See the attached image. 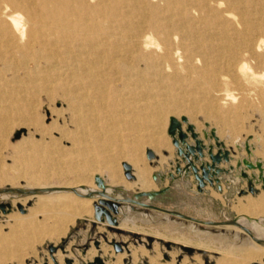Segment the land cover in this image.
I'll use <instances>...</instances> for the list:
<instances>
[{
    "label": "bare ground",
    "instance_id": "bare-ground-1",
    "mask_svg": "<svg viewBox=\"0 0 264 264\" xmlns=\"http://www.w3.org/2000/svg\"><path fill=\"white\" fill-rule=\"evenodd\" d=\"M0 83V94H5L0 101L7 103L0 107V148L6 146L4 125L11 113L19 116L17 130H27L11 156V167L27 181L21 186L11 181L12 188L4 190L0 182V198L6 199L8 189L33 193L29 198L13 199V204L25 206L34 200L29 213L10 215L14 223L6 234L0 232V246L16 244L38 231V213L51 221L52 231L59 232L75 217L90 214L92 205L96 216L113 223V215L120 212L117 227L135 229L133 208L140 215L149 210H138L135 196H124V189L138 187L148 196L156 190L150 179L152 169L140 148L148 145L146 152L160 155V166L166 162L162 150H170V145L162 126L168 119L166 134L172 141L178 129L173 125L179 119L175 112L184 109L185 99L204 100L209 106L220 100L234 103V91L220 88L232 83L260 99L259 111L264 116V0H0ZM6 83H17L14 97L6 95L10 89ZM41 94L46 100L41 108L47 114L37 111ZM53 101L61 107H52ZM48 119L49 124L45 123ZM117 127L132 138L124 141ZM54 131L58 138L53 137ZM34 133L39 139L33 138ZM195 138L192 146L183 140L172 144L183 160V165H176L179 177L188 176L191 155L196 157L193 147L202 145L201 137ZM65 139L71 144L68 148L61 145ZM181 144L185 145L182 151ZM127 145L129 150H125ZM1 158L0 154V177L5 174ZM121 162L136 177L134 183L123 178ZM100 166L106 171L105 178L95 173ZM210 170L212 178L218 172L217 164H211ZM80 172L94 178L97 186L83 176L59 186L42 182L51 174ZM233 208L239 215L222 223L171 211L165 215L197 223L200 230L207 225L231 232L242 242L215 247L222 253L216 264L262 263L264 216H257L264 215V196ZM176 238L187 237L180 233ZM184 239V246L193 241ZM222 239L220 234L206 242ZM193 244L201 246L198 241ZM101 249L109 257L106 264H122L125 253L113 254L105 246ZM130 252L133 264L148 255L143 246L131 247ZM88 253L93 258L97 252L91 249ZM156 259L152 256L150 264H156ZM195 259L202 264L199 255ZM180 263L186 264V257Z\"/></svg>",
    "mask_w": 264,
    "mask_h": 264
},
{
    "label": "rangeland",
    "instance_id": "rangeland-1",
    "mask_svg": "<svg viewBox=\"0 0 264 264\" xmlns=\"http://www.w3.org/2000/svg\"><path fill=\"white\" fill-rule=\"evenodd\" d=\"M0 84L1 92L3 83ZM6 84H9L8 88H12L11 90L8 89L9 93L6 95H13L15 90H17V83ZM220 88L234 91V94L237 95V101L228 103L220 100L209 106L206 101L203 102L204 100L191 101L190 99H185L186 108L184 107L183 110L178 109L175 112L179 118L177 122L180 131L185 134L183 141L190 146L194 145L188 130L189 125L192 132L198 138L201 137L202 141L200 149L193 151L196 157L191 155L194 169L190 168L187 170L188 176L179 177L176 173V165H183V160L178 159L177 153L180 151L178 149L175 150L166 134L169 124L168 119H166L162 126L163 135L168 138L170 145V150H162V155L166 157V162L160 166V155L155 152L153 154L150 150L146 152L148 145L144 144L140 148L141 152L143 151V158L152 169L150 179L153 183L152 186H155L157 191L152 190L153 194L148 196L146 191L140 190L138 187L124 189L121 185L117 186L124 189V196L128 198L135 196L136 206L139 207L137 208L138 210L145 209V207L149 210L147 215H140L139 212H134L133 208L132 214L133 217L135 216L133 226L135 229L117 227L122 218L120 212L113 215L116 218L113 223L109 222L103 215L96 216L93 213L92 205L90 214L75 217L64 231L63 229L61 230L63 234H60V230L59 232L57 230L52 231L51 227H49L51 221L45 220V216L38 213L36 216L38 231L28 234L24 237V240L16 244L9 243L5 248L0 246V264H106L109 257L108 255H103L101 246L110 248L113 254L125 253L122 264H133L130 249L131 247L139 246H143L148 255L142 256L136 264H150L149 259L152 256L155 259L157 258L156 264H181V260L185 257L186 264H199L195 259L198 255L202 264H216V260L222 253L214 249L215 247L220 248L222 244L223 246L241 245L242 242L233 238L231 232L223 233L218 228L207 225H205L203 230H200L198 229L200 225L197 223L185 221V219L168 214L165 215L166 211H171L188 218L211 219L214 222L222 223L228 219L234 220L239 215L238 210L234 209L233 206L240 207L246 203L247 199H257L261 195L264 196V116L259 111V106H261L262 102L255 95H250L245 90L238 88L236 84L229 83L225 86H220ZM13 89L14 91H12ZM3 94H0V96ZM44 103H46L45 96L41 94L39 95V104L37 106V111L40 114H47V111L41 108ZM3 105L5 106L7 103L0 101V107ZM51 106L59 108L61 103L53 101ZM217 110L218 112H216ZM237 110L239 115H236ZM187 115L190 117V121ZM182 116H186L188 120ZM8 119L7 126L4 125V130L6 129L4 139L7 147L3 148L4 146H2L0 148L1 167L5 173L4 176L0 177L3 190L4 187H10L8 184L11 181L12 183L20 184V186L27 181L21 177L18 170L11 167V156L15 153L16 146L18 147L23 138L27 136V130H17L20 123L18 122L20 120L17 114L11 113ZM49 121L51 120L48 119L45 123L49 124ZM58 121V125H61L62 122ZM223 122L229 124L233 129L229 125L223 126ZM191 124L195 125V128ZM0 128L2 129V127ZM227 128L232 129V133ZM116 133L118 136L121 135L124 141L132 138L131 133H127L122 127H117ZM52 134L55 138L59 137L56 131ZM38 135L34 133L33 138L39 139ZM174 137L179 140L177 133ZM61 145L65 148L71 146L66 139L61 141ZM129 149V145L125 146V150ZM184 149L185 145L181 144L180 150ZM224 151L227 156L225 159L218 158V160H215L210 157L211 155H219L220 152ZM112 152L116 158H119H117L118 161L121 160L122 156L118 154L116 149H113ZM244 161L252 164L258 162L260 168H248L245 166ZM213 163L217 164L218 172L213 174L212 180L208 182L204 177H207V174L211 171L207 167ZM126 167L128 166L123 165L122 162L120 163L122 176L127 182L131 181L130 183H134L136 177H132L129 173L131 169L129 171V168L127 169ZM203 170H205L204 177L202 176ZM95 173L102 178L106 177V171L101 166ZM196 175L202 178L203 185L201 188L197 187L198 180ZM82 176L86 178L88 183H94V186H97L95 179L88 177L85 172L64 174L62 176L51 174L44 178L42 182L59 186L64 181L84 179ZM236 176L238 177L237 180ZM248 183L255 188V191L250 192L247 190ZM4 193L7 195L6 199L0 198V232L2 234L9 232L14 223V219L10 217L11 214L22 216L29 213V208L34 207L33 199H29L25 206H21L19 203H12L13 199L22 200L29 198L33 193H16L8 189ZM112 193H115V190H112ZM263 216L258 215L257 217ZM262 222L264 224V219ZM170 223L172 225H168ZM127 225L132 226L130 222H127ZM180 233H183L187 238H176L180 236ZM220 234L223 237L221 242L215 240L210 241L211 244L206 242L208 237ZM182 239H192L193 241H190V245L184 246L181 242ZM197 241L198 245H201L200 247L193 244V242L196 243ZM208 244L211 245V248H209ZM184 247L190 248L191 252H187ZM91 249L97 252L93 258H90L88 253ZM249 264H264V261L262 263L252 262Z\"/></svg>",
    "mask_w": 264,
    "mask_h": 264
},
{
    "label": "water",
    "instance_id": "water-1",
    "mask_svg": "<svg viewBox=\"0 0 264 264\" xmlns=\"http://www.w3.org/2000/svg\"><path fill=\"white\" fill-rule=\"evenodd\" d=\"M173 125H176L177 126V130L175 131L177 134H178V139L179 140H184L183 138V136H185V134L183 133V132H181L180 131V128H179V124H178V122L177 121H173ZM188 130L190 131V134H191V136H192V138H195V134L192 132V130H191V127H190V125H189V127H188ZM184 134V135H183ZM196 139V138H195ZM179 140H177L174 136L172 137V144L173 145H177L178 144V141ZM195 145V144H194ZM190 147V146H189ZM200 147H201V145H197V146H194L193 148H194V150H198V149H200ZM210 157H212V158H214L215 160H218V158H226L227 156H226V153H225V151L224 152H220L219 153V155H215V156H210ZM214 164V163H213ZM244 164H245V166L246 167H248V168H253V167H257V168H260L259 167V163L258 162H255L254 164H252V163H250V162H247V161H244ZM191 169H194V166L192 165L191 167H190ZM208 168H211V165L209 166V167H207V169ZM127 174V173H126ZM209 174V173H208ZM207 174V177H204L205 176V170H203L202 171V176L204 177V179H206L208 182L209 181H211L212 179H211V177H209V175ZM196 178H197V180H198V186L197 187H199V188H201V186L203 185V181H202V178L201 177H199V176H197L196 175ZM215 180V179H214ZM263 183H264V180H263ZM247 190L248 191H250V192H253V191H255V188H253L249 183H248V187H247ZM99 203H103L102 201H99ZM103 205V204H102ZM178 214V213H177ZM182 216V215H181ZM226 222V221H225ZM63 242V241H62ZM185 248V247H184ZM185 250L187 251V252H191V249L190 248H188V247H186L185 248Z\"/></svg>",
    "mask_w": 264,
    "mask_h": 264
},
{
    "label": "crops",
    "instance_id": "crops-1",
    "mask_svg": "<svg viewBox=\"0 0 264 264\" xmlns=\"http://www.w3.org/2000/svg\"><path fill=\"white\" fill-rule=\"evenodd\" d=\"M220 133V132H219ZM233 164H235V162H233ZM192 177V176H191Z\"/></svg>",
    "mask_w": 264,
    "mask_h": 264
}]
</instances>
